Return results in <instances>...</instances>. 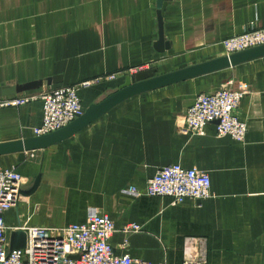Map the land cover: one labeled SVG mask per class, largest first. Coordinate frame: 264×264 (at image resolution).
<instances>
[{
	"label": "crops",
	"instance_id": "1",
	"mask_svg": "<svg viewBox=\"0 0 264 264\" xmlns=\"http://www.w3.org/2000/svg\"><path fill=\"white\" fill-rule=\"evenodd\" d=\"M158 0H0V90L43 82L89 83L79 91L86 110L145 66L164 75L223 57L221 42L264 27V0H170L159 43ZM170 45L167 50V45ZM140 72V71H139ZM246 95L237 116L243 143L217 134L181 131L201 94ZM43 104L0 110V144L35 137ZM179 164L211 178V197L173 205L168 197L136 196L166 166ZM3 169L28 179L6 226L64 227L108 214L118 255L153 264H183L187 242L204 264H264V58L157 89L118 105L87 128L46 150L0 157ZM40 178L37 189L32 188ZM30 192V193H28ZM138 224L141 231L125 235ZM128 240V247L122 246Z\"/></svg>",
	"mask_w": 264,
	"mask_h": 264
},
{
	"label": "built area",
	"instance_id": "2",
	"mask_svg": "<svg viewBox=\"0 0 264 264\" xmlns=\"http://www.w3.org/2000/svg\"><path fill=\"white\" fill-rule=\"evenodd\" d=\"M222 45L226 56L262 46L264 27L248 29L224 40ZM88 85L87 82L43 89L41 99L44 116L42 125L34 130L35 137L56 132L82 116L85 109L79 98V91ZM245 95L246 91L243 89L234 91L227 88L201 94L186 111L181 131L192 136H204L206 126L216 123L219 136H229L236 142H245L248 125L236 113ZM36 99L37 96L28 93L0 97V110L24 106ZM27 183L28 179L16 169L6 170L0 167V264H153L135 260L129 254L115 253L111 240L117 231L116 225L104 212L91 215L83 224L26 228V247L11 251L10 235L13 231L6 226L5 214L19 204ZM128 192L136 196L146 193L151 197H168L172 199L173 205L181 204L187 199L202 201L212 195L211 178L206 172L175 164L159 169L148 180L144 191L130 187ZM140 231L141 227L134 223L123 228V233L127 236ZM192 243L193 241L187 242L183 264H204L203 253L199 259L193 258ZM122 247H128V240H125ZM71 256H78V259H71Z\"/></svg>",
	"mask_w": 264,
	"mask_h": 264
},
{
	"label": "water",
	"instance_id": "3",
	"mask_svg": "<svg viewBox=\"0 0 264 264\" xmlns=\"http://www.w3.org/2000/svg\"><path fill=\"white\" fill-rule=\"evenodd\" d=\"M170 0H158V28H159V43L157 48L160 52H164L165 45L163 14L166 10ZM170 45H167V50ZM264 58V45L254 47L242 52L232 54L230 56H223L211 61L190 66L175 72L164 75H156V69L138 72L132 76L125 78V83L120 88L106 97L103 101L93 104L88 107L84 114L74 120L66 127L46 134L26 140L0 144V157L16 153H28L39 150H46L52 146L61 144L62 142L72 138L96 120L103 117L112 109L122 104L123 102L140 96L142 94L168 87L174 84L206 76L225 69L236 67L240 64ZM58 83V79L49 80L48 86ZM44 87L43 82H34L24 86H16L0 90V97H8L14 95H21L31 91L40 90ZM40 178H38L32 188L33 192L39 185ZM25 193L22 191V194ZM30 193V192H28ZM27 243L26 233L22 230L12 232L10 235V249L19 250L24 249ZM71 259H78V256H71Z\"/></svg>",
	"mask_w": 264,
	"mask_h": 264
},
{
	"label": "rangeland",
	"instance_id": "4",
	"mask_svg": "<svg viewBox=\"0 0 264 264\" xmlns=\"http://www.w3.org/2000/svg\"><path fill=\"white\" fill-rule=\"evenodd\" d=\"M250 29H252V28H250ZM248 30V29H247ZM247 30H245V31H247ZM231 38V37H230ZM228 39V38H227ZM226 40V39H225ZM224 41V40H223ZM222 41V42H223ZM222 42H221V46H222V49H223V53H224V48H223V45H222ZM224 56H226V55H224ZM150 69H154V68H150V65H149V67H147V66H145L144 68H142V70L141 69H139V70H137V71H133V72H131L130 73V75L132 76V75H134V74H136V73H138L139 71L141 72V71H147V70H150ZM41 93H42V91L41 92H39V94L37 95V98H38V100H40L41 102H42V99H41ZM14 96H17V95H14ZM8 97H12V96H8ZM80 98V97H79ZM42 104H43V102H42ZM43 116H44V109H43ZM1 167V166H0ZM146 194V193H145ZM18 206V205H17ZM16 206V207H17ZM26 228H31V227H27V226H25V227H23V228H19L18 230H22V231H24V230H26ZM18 230H16V231H18ZM13 232H15V231H13ZM25 232V231H24Z\"/></svg>",
	"mask_w": 264,
	"mask_h": 264
}]
</instances>
